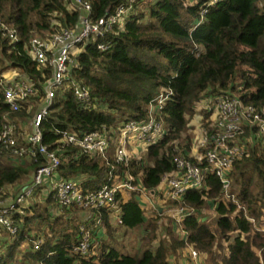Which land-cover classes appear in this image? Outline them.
<instances>
[{
    "label": "trees",
    "instance_id": "16d2710c",
    "mask_svg": "<svg viewBox=\"0 0 264 264\" xmlns=\"http://www.w3.org/2000/svg\"><path fill=\"white\" fill-rule=\"evenodd\" d=\"M67 1L0 0V20L14 28L20 38L19 43L10 44L0 37V74L17 69L35 85L49 78V69L41 77L36 64L25 55L23 44L34 34L44 37L74 28L80 14L68 11ZM128 1H132L135 13L123 32L114 29L106 36L104 41L111 43V49L100 52L96 43L101 40L90 39L77 57L80 69L74 76L90 89L93 107L82 109L72 91L60 90L41 129L43 143L52 149L61 131L93 132L131 120L144 121L151 102L169 92L157 116L167 134L147 149L145 163L142 159L130 164L131 174L153 189L162 176L173 172L177 150L190 149L193 123L198 115L208 116L198 109L203 101L230 95L258 110L264 108V0H222L208 9L201 23L204 0L194 5L187 0H94L92 21ZM26 107L11 112L0 94V124L8 116L17 128H23L32 117ZM76 151L70 147L67 154ZM43 163L42 158L34 162L33 158H14L10 151H1L0 188H20ZM59 173L65 180L80 178L84 193L100 189L108 180V167L96 157L63 164ZM206 186V191L188 192L184 197L185 205L195 210L181 222L186 242L170 223L167 236L174 237H163L157 247L149 238L138 256L122 254L102 242L99 264H170L169 256L187 244L208 258L224 251L221 264H264V147L257 143L251 146L248 156L236 162L230 174L229 192L242 209L223 201V186L216 177L208 176ZM116 199L124 228L144 227V231L154 232L159 217H146L135 196L126 202H121L120 196ZM50 206L57 207L53 195L33 204L0 264L13 261L34 227H44V243L39 250L24 254L32 263L95 264L70 252L82 224L77 215L87 212L74 209L55 216ZM211 206L218 216L213 228L202 215L204 208ZM88 213L100 218L103 227L108 226L109 215L104 209Z\"/></svg>",
    "mask_w": 264,
    "mask_h": 264
},
{
    "label": "built area",
    "instance_id": "2783aa9c",
    "mask_svg": "<svg viewBox=\"0 0 264 264\" xmlns=\"http://www.w3.org/2000/svg\"><path fill=\"white\" fill-rule=\"evenodd\" d=\"M92 1L68 0L67 10L80 14L74 28H63L44 37L34 34L28 43L23 44L25 55L36 64L42 78L44 71L50 70L48 79L35 85L17 69L0 74V94L9 110L20 112L27 105L26 113H32L27 128H17L8 116L3 118L0 124V153L5 150L10 151L14 158H33L34 162L38 158L44 160L17 190L5 193V187L0 188V260L6 257L9 245L24 226V219L30 216L31 207L41 202L43 195L44 201L53 195L57 207L50 206L49 209L54 208L55 216L74 209L84 212L104 209L108 215H115L119 209L117 196H120L121 202L135 196L144 212L148 210L152 217L167 216L170 223H174L176 232L182 233L185 242L187 234L182 231L181 222L195 210L185 205L184 197L188 192L206 191L208 176H214L221 182L224 202H232L242 209L229 192L230 174L235 163L248 156L251 146L257 143L264 147V108L258 110L245 105L236 96L216 95L201 103L204 106L200 105L198 109L204 110L208 116L204 119L198 115L194 124L198 134L193 135L190 149L177 150L173 158V172L162 176L153 189H147L140 177L131 174L130 164L135 160L142 161L147 149L167 134L166 126L157 116L170 96L169 92L161 93L151 102L144 121L131 120L93 132L65 130L59 132L55 148L50 149L43 143L41 126L60 90L72 91L82 109L93 107L90 89L74 76L80 69L77 57L84 46L90 39H98L101 40L96 43L98 51L110 50L111 43L104 41L106 36L114 29L123 32L126 21L135 13L132 1H128L108 16L92 21ZM187 1L194 5L198 0ZM221 1L204 0L199 23L208 9ZM0 37L10 44L20 42L16 30L1 20ZM70 147H76L77 151L67 154ZM81 157L99 158L108 167L107 183L100 189L84 193L80 178L65 180L61 177L59 168L63 164L77 162ZM141 198L149 203L147 208L140 203ZM117 220L121 225L119 216ZM248 220L251 223L254 221L252 218ZM101 227L100 218L89 216L80 224L77 243L70 252L99 264L103 237L98 229ZM43 228L26 234L27 241L22 243L10 264H43L24 258L25 253L37 251L43 245ZM185 248L189 249L192 260H198L199 253L192 246L187 244Z\"/></svg>",
    "mask_w": 264,
    "mask_h": 264
},
{
    "label": "rangeland",
    "instance_id": "374dc122",
    "mask_svg": "<svg viewBox=\"0 0 264 264\" xmlns=\"http://www.w3.org/2000/svg\"><path fill=\"white\" fill-rule=\"evenodd\" d=\"M146 22V21H145ZM36 35V34H35ZM38 35V34H37ZM203 51V48H201ZM201 106H204L202 104ZM161 120V119H160ZM30 120L27 124L24 125L25 128L29 125ZM193 131V130H192ZM191 131V137L193 135L198 134V130L195 128L194 131ZM143 162L145 163V157L142 156ZM18 188L14 187H5L3 192L8 191H15ZM43 200H41L40 203H42ZM140 203L143 205V207L147 208L148 204L143 198L140 199ZM40 205V204H39ZM149 211L145 210L144 215L146 217H152L153 215L148 214ZM202 215L206 216L208 218V225L213 228L215 221L217 220L218 216L215 214L213 207H207L204 208L202 211ZM89 213H82L81 215H77V217L80 219V221L87 218ZM203 216V217H204ZM157 227L154 230V232L151 231H144V227H138L135 229H127L123 226H117L113 222L109 224L106 227V232L104 234L103 242L108 243V245L116 250H119L122 254L125 255H131V256H138L141 253L142 247L145 243L149 241V238L151 239V244L153 247H157L158 243L160 242L163 237L167 236V230L168 227H170V220L167 219V216H163V218H157ZM83 222V221H82ZM33 228V230H38ZM105 228V227H104ZM170 240L171 237L174 236H167ZM219 251V250H218ZM221 251V250H220ZM216 252V251H215ZM220 252H216V256H213L212 258H208L206 255L199 254L198 260L194 261L190 257V252L188 248H178L176 249L175 254H172L169 256L170 264H221V256L224 254Z\"/></svg>",
    "mask_w": 264,
    "mask_h": 264
},
{
    "label": "crops",
    "instance_id": "0c3cea01",
    "mask_svg": "<svg viewBox=\"0 0 264 264\" xmlns=\"http://www.w3.org/2000/svg\"><path fill=\"white\" fill-rule=\"evenodd\" d=\"M193 124H196V122H194ZM195 126V125H194ZM196 128V127H195ZM198 130V129H197ZM193 132V131H192ZM22 186V185H21ZM44 195L43 196H41L40 197V200H43L44 201ZM118 215H119V213H118V211H116V214L115 215H109V223H108V225L109 224H111V222H113L115 225H117V226H122V225H119L118 224V220H117V217H118ZM67 216H69V215H67ZM89 217V216H88ZM88 217L87 218H85L84 220H82L83 222H85L87 219H88ZM98 231H99V235L101 236V237H103L104 238V234H105V232H106V227L104 228V227H101L100 229H98Z\"/></svg>",
    "mask_w": 264,
    "mask_h": 264
}]
</instances>
